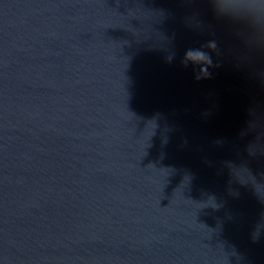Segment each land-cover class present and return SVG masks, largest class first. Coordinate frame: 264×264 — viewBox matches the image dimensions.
I'll list each match as a JSON object with an SVG mask.
<instances>
[{
    "label": "water",
    "instance_id": "1",
    "mask_svg": "<svg viewBox=\"0 0 264 264\" xmlns=\"http://www.w3.org/2000/svg\"><path fill=\"white\" fill-rule=\"evenodd\" d=\"M0 260L264 264L254 29L213 0H0Z\"/></svg>",
    "mask_w": 264,
    "mask_h": 264
},
{
    "label": "clouds",
    "instance_id": "2",
    "mask_svg": "<svg viewBox=\"0 0 264 264\" xmlns=\"http://www.w3.org/2000/svg\"><path fill=\"white\" fill-rule=\"evenodd\" d=\"M213 4L218 14L246 21L254 29L258 41L264 42V0H228L229 6L226 8L221 7L217 0H213ZM132 20L138 21L136 18H132ZM215 50V41H209L199 48H189L183 56L184 67L191 66L195 79L206 78L209 75V68L213 65L211 53ZM171 59L170 56L169 60ZM188 178L190 181L191 177ZM233 178L235 179L234 176ZM257 236L254 233L253 239H256ZM0 264H4L3 260H0Z\"/></svg>",
    "mask_w": 264,
    "mask_h": 264
}]
</instances>
